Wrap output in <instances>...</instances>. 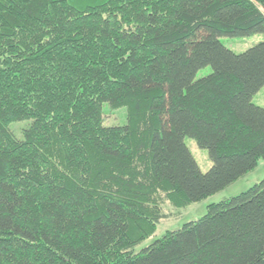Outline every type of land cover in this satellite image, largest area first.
Here are the masks:
<instances>
[{"label":"trees","instance_id":"trees-1","mask_svg":"<svg viewBox=\"0 0 264 264\" xmlns=\"http://www.w3.org/2000/svg\"><path fill=\"white\" fill-rule=\"evenodd\" d=\"M255 35L264 0H0V264H264V177L133 252L264 160Z\"/></svg>","mask_w":264,"mask_h":264},{"label":"rangeland","instance_id":"rangeland-1","mask_svg":"<svg viewBox=\"0 0 264 264\" xmlns=\"http://www.w3.org/2000/svg\"><path fill=\"white\" fill-rule=\"evenodd\" d=\"M264 41L263 35H255L248 38H221L220 42L229 50L236 54H240L248 50L249 48L257 45ZM211 72L210 68L200 70L196 79H201L209 75ZM252 102L254 105L264 109V86L254 95ZM126 123L125 109H119L116 111L110 110L107 106L104 107L103 124L106 127L111 126H123ZM26 122L12 124L10 126L13 134L20 138L21 132L27 127ZM185 144L190 151L192 157L196 161L201 172L206 173L210 167L211 162L208 157V153L205 150L200 149L194 140L186 138ZM248 176V175H247ZM264 177V170L258 169L254 175L247 179L239 180L232 184L225 190L216 195L208 198L207 200L192 204L188 207H178L174 201L164 200L161 202V212L165 216L164 219L159 221L155 227V231L145 242L135 248L133 252H139L141 249L148 247L155 240L162 238L167 232L179 230L186 223L197 221L204 217L207 212V207L212 204L219 203L225 199L234 198L241 193L247 191L256 183H259ZM175 204V205H174Z\"/></svg>","mask_w":264,"mask_h":264},{"label":"crops","instance_id":"crops-1","mask_svg":"<svg viewBox=\"0 0 264 264\" xmlns=\"http://www.w3.org/2000/svg\"><path fill=\"white\" fill-rule=\"evenodd\" d=\"M258 169H260V170H264V160L261 161V162L259 163L258 167H257L252 173H250L248 176H246V178H244V179H247L248 177H251L252 175H254L255 172H256Z\"/></svg>","mask_w":264,"mask_h":264}]
</instances>
